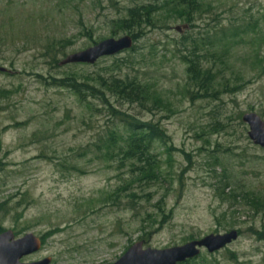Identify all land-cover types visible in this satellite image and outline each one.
Masks as SVG:
<instances>
[{"label":"rangeland","instance_id":"374dc122","mask_svg":"<svg viewBox=\"0 0 264 264\" xmlns=\"http://www.w3.org/2000/svg\"><path fill=\"white\" fill-rule=\"evenodd\" d=\"M177 1L0 0V234L43 240L22 262L115 264L139 242L164 250L237 231V241L202 250L196 263L264 264V205L254 204L264 199V149L242 120L264 121V39L251 32L222 65L209 49L197 64L214 76L207 93L190 82L178 45L230 25L258 22L263 32L264 0H197L193 23L172 12ZM134 9L149 23L123 29ZM178 26L188 29L181 35ZM136 32L135 52L60 65ZM126 77L153 84L147 109L102 87ZM100 98L163 131L164 145L152 150L159 172H135L107 154L108 134L123 127Z\"/></svg>","mask_w":264,"mask_h":264},{"label":"trees","instance_id":"16d2710c","mask_svg":"<svg viewBox=\"0 0 264 264\" xmlns=\"http://www.w3.org/2000/svg\"><path fill=\"white\" fill-rule=\"evenodd\" d=\"M175 3V4H174ZM172 3V12H180L183 10L184 15L187 18V22H192V17L194 14H197V11L202 8L198 6L197 0H178L177 2ZM169 4V3H167ZM144 9V8H143ZM151 11V10H150ZM148 13V11H146ZM145 12V13H146ZM142 9H134L129 11L128 19H124L122 22V28L126 30L131 29H140L141 25L148 24V21H143ZM259 23L255 22L254 24H237L230 25L227 27H218L214 29V33L209 31V33L194 35L189 41H182L178 44L182 51L187 55L180 54V60L188 65V74L189 80L194 87H196L200 92L207 93L208 90H213L212 83L214 82L213 74L210 69H205L200 67L199 64L201 61H208L206 56H210L211 49L215 55L220 59V64H224V59H227L228 55L231 52L233 45L238 43H247L249 39V34L257 33V39H264V29L262 31H257ZM263 33V34H262ZM132 39L136 42L140 35L138 32L132 34ZM255 40L251 41L253 44ZM259 41V40H257ZM186 47V48H185ZM132 52L136 51L135 46L131 49ZM181 51V50H180ZM176 54L180 53L176 49ZM212 56V55H211ZM102 81L100 86L107 88L110 94L115 95L122 101L130 102L132 104H139L140 106L147 109L148 103H150L151 98L156 95L155 88L152 83L144 84L137 79H111L105 83ZM60 81L56 83L58 87H68L71 89L78 88L79 85ZM105 83V84H103ZM156 87V86H155ZM76 91V90H75ZM79 95L82 93L78 88ZM92 95H102L97 92L94 88L92 90ZM101 101L106 102L105 105L109 108L111 117L119 122L120 126L123 127V131L119 132L118 128L114 129L106 138L105 149L108 155H114V151L117 152L115 155H119L122 158L121 162H133V170L141 174H154L159 172V166L156 162L154 155L152 154L153 146L155 143H160L164 145L165 135L163 131L157 130L154 125L151 123H138L135 119H132L130 116L115 110L104 98H100ZM112 155V156H113ZM253 200V199H252ZM255 205H264V199L256 198ZM253 203V201H252ZM43 243V240H42ZM200 257L188 261L184 264H197L196 260ZM203 263V262H202Z\"/></svg>","mask_w":264,"mask_h":264},{"label":"water","instance_id":"95a60500","mask_svg":"<svg viewBox=\"0 0 264 264\" xmlns=\"http://www.w3.org/2000/svg\"><path fill=\"white\" fill-rule=\"evenodd\" d=\"M187 29L188 26H178L174 30L182 35ZM133 46L134 41L128 35L118 40H105L82 52L66 57L60 65H95L102 58L117 56L131 50ZM6 72L5 68L0 67V73ZM242 120L249 127L250 141L255 146L264 149V121L254 113L244 115ZM238 237L237 231H231L224 235H210L199 241L164 250L144 249L143 243L139 242L115 264H184L200 257L202 250L209 254L220 252L237 241ZM42 245V239L34 234L16 238L12 231L3 232L0 234V264H52L51 258L31 263L22 262L24 258L38 253Z\"/></svg>","mask_w":264,"mask_h":264}]
</instances>
